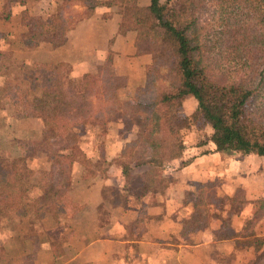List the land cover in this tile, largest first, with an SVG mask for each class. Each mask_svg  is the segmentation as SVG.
Instances as JSON below:
<instances>
[{
	"label": "trees",
	"instance_id": "trees-1",
	"mask_svg": "<svg viewBox=\"0 0 264 264\" xmlns=\"http://www.w3.org/2000/svg\"><path fill=\"white\" fill-rule=\"evenodd\" d=\"M4 1L9 8L13 4L23 5L27 0ZM59 1L45 16L29 17L23 12L21 23L27 32L20 37V45L27 50L41 43L60 46L65 34L79 20V16H72L73 5L85 11L97 6L116 7L121 16L119 31H134L135 46L144 47L150 54L143 85L136 89L142 100L118 99L115 90L125 84V79L109 74L103 66L92 74H83L81 89L77 92L66 88L64 79L68 75L58 74V66H51V78L55 82L51 90L39 87L42 93L38 95V83L34 82L28 89L20 90L24 97L30 90L35 94L28 101L30 110L22 116L41 118L50 129L47 133H57L59 140L38 146L45 149L49 167L36 173L40 194L31 198L29 210L25 200L35 172L27 167L25 158L8 163L0 157V217L13 214L17 219L29 217L39 221L50 214L62 218V200L71 185L73 166L83 167V179L98 173L104 176L109 171L84 155L80 146L83 142L80 133L84 131L90 134L103 130L124 118L128 122L134 116L141 119L134 138L124 143L119 152V158L124 160L118 164L114 161L124 180L132 176L133 169L161 166L167 152L176 158L181 151V140L171 119L175 101L181 96L195 100L201 119L212 131L210 141L215 151L264 156V121L258 117L261 110L253 106L259 97L264 102L261 93L264 90V0H207L217 8L215 24L210 29L201 21V14L206 10L205 0H164L162 3L149 0L144 8L126 0ZM8 11L1 13V20H8ZM210 54L216 61L214 66L209 64ZM223 54L224 60L245 69L238 81H223L217 69H213ZM34 75L30 74L29 78ZM263 214H255V218ZM254 221L250 219L248 224ZM252 235L242 236L252 239L241 245L248 247L252 243L259 252L264 237ZM260 257L256 256L253 264H258Z\"/></svg>",
	"mask_w": 264,
	"mask_h": 264
},
{
	"label": "crops",
	"instance_id": "crops-1",
	"mask_svg": "<svg viewBox=\"0 0 264 264\" xmlns=\"http://www.w3.org/2000/svg\"><path fill=\"white\" fill-rule=\"evenodd\" d=\"M58 4L57 0H39L10 6L12 11L8 20L0 19V57H5L6 62L0 61L1 69L4 65L15 68L23 73V80H27V74L32 72L34 66H66L68 76L65 86L70 92H77L81 89L80 77L83 74H92L97 67L107 65L116 76L124 77L125 84L121 92L131 94L143 85L144 70L150 64V54L144 47L135 46L134 31H119L121 16L116 7L97 6L84 12L58 47L41 43L33 50L24 49L19 41L27 28L22 25L21 17L23 12L29 17L34 16L26 6L35 8V13L45 16ZM147 5L148 0H139L138 6ZM74 8L77 12L83 9L79 5ZM1 80L0 76V85ZM69 81L75 82V85L71 86ZM48 82L47 88H53L52 80ZM8 109L9 117L11 109ZM13 118H9L12 122L7 127L13 131L7 133L9 138L18 127L23 128L24 131L19 133L25 136L40 133L36 125L41 122L37 119L17 118L14 115ZM114 128L116 125L111 123L100 138V143L104 142L102 149L99 142L91 139L89 141L99 147L90 145V152H87V144L81 145L87 158L94 161L98 158L97 154L102 153L107 161L120 152L128 139L114 140ZM5 130L0 131V135H4ZM99 132H91L90 138L100 135ZM222 158L223 153L214 149L182 164L178 169L180 173L173 177L175 183L168 186L162 196L152 195L150 205L142 196L137 199L125 195L108 178L95 175L83 179V167L75 164L71 170V185L65 197L68 207L64 209L62 218L42 216L37 234L28 232L30 223L27 218H21L19 228L11 224L14 228L13 231L9 230V235L0 231V248L4 257L7 256L5 261L11 264H221L220 261H224L223 264H248L254 258V247L237 245L234 240L215 241L208 235L216 232L219 224L210 228L208 224L196 229L188 227L193 207L185 195L192 192L196 182L215 180L223 183L225 179L219 176ZM237 182L245 183L239 179L226 183L233 185ZM107 187L113 189L115 195L122 194V197L116 200L115 195H112V200H115L106 210L105 222H101L100 210L105 204L103 190ZM263 194L260 189L247 193L253 199L263 197ZM249 209L250 205H246L239 216L251 215ZM262 221L261 232H258L259 227L255 228L256 237H264V214ZM238 230L236 227L235 231ZM30 241L33 245L28 250L25 243ZM227 248L230 250L226 253H230L227 259L218 255V250ZM261 249H264V243Z\"/></svg>",
	"mask_w": 264,
	"mask_h": 264
},
{
	"label": "rangeland",
	"instance_id": "rangeland-1",
	"mask_svg": "<svg viewBox=\"0 0 264 264\" xmlns=\"http://www.w3.org/2000/svg\"><path fill=\"white\" fill-rule=\"evenodd\" d=\"M1 1L2 3H0V16L3 11L5 13V11H7L8 9L10 15L12 11L10 6L8 8L6 2L4 0ZM31 1L32 0H28L26 2ZM163 1L164 0H159V2L161 3ZM126 2L129 4L138 5L139 0H126ZM205 2L206 3L204 8L206 10L201 14V21L203 22V24H206V29H210L215 24V19L217 17V8L213 4V2L207 0H205ZM74 6L75 5L71 7L74 12L72 14L73 17H81L82 14L87 11L82 9L81 12H77ZM139 7L144 8L146 6ZM26 8L32 14L34 13L33 15H37V13H35V8H29L27 6ZM15 11L18 12L19 10L16 9ZM79 17L78 19H80ZM209 59L212 60L209 61V64L211 66H214L216 61H213V55L210 54ZM0 61L2 63H6L5 57H0ZM106 66L107 65L103 67L107 69L108 73L116 76L114 71L109 70L108 66ZM1 67L2 69L0 68V76L2 77V80L0 85V131L7 129V127H10V123L12 122L11 119H14L13 115L17 118H31L22 115L25 114L28 110H30L31 105L29 104V102L30 100L32 101L33 97H35L33 95L35 94L32 90H30L24 97L21 95L22 90L28 89V86H30L32 82L38 83V95H41L42 91L40 92L39 87L43 90H51L47 88V83H49L48 81L52 80L51 83L55 84L53 78H51L53 71L51 70V68H48L46 66H34L32 68V72H28L27 80H23V73L21 71L16 70L15 68H8L6 65ZM58 67V74L63 73L66 74L65 76L68 75V68L66 66L61 65V67ZM213 69H217V71L221 74L223 81L226 82L238 81L240 79V76L245 71V69L240 68L239 65L224 60V54L222 55V58L218 61L217 68L213 67ZM33 73H35V77H33L34 79L32 77L29 78L30 74L33 75ZM45 76L48 78H46ZM66 79L67 78L64 79V84L66 83ZM69 83L71 84V86L75 85V82L69 81ZM120 90L121 87L115 90V94L118 99H126L130 97L134 100H142L141 97H139V95L136 93V89L131 94H125ZM261 93L264 97V90H262ZM261 100L262 98L259 97L257 98V100L253 101V106L261 110L260 112H262V114L258 113V117L259 119H262V121H264V102ZM8 108L11 109V112L9 113L11 115L9 117L7 112ZM35 119L41 122V124L36 125V129L39 127L40 133L38 134H26L27 136H25L24 134L19 133V131L21 130L24 131L23 128L18 127L15 129L16 133L14 135H10V138L7 133L10 134L13 133V131L8 129L3 132L4 135H0V157L8 163L15 158H25V163L27 167L35 172V176H33L31 181L32 188L28 192V196L25 200L26 202L28 201V210L31 209V198L38 197L40 194V180L37 177L36 173L38 170H47L49 167V164L47 163L46 159L45 149H40L38 146H41L42 144V146L44 147L46 141L49 143H53L59 140L57 133L56 135L54 133H47V131H50V129L44 125L43 122L45 121H42L41 118ZM125 119L126 118H124L122 121L117 120L116 122H113V124L116 125V128H114L116 131L114 140H122L127 138V141H130L134 138V134L136 133L139 125L141 124V119L135 116L130 122L126 121ZM171 122L173 127L179 131V138L181 140V151L176 158H172L171 154L167 152L163 156V164L161 165L162 167L156 165L150 170H144L143 167L133 169L131 171L132 176L126 177L124 180L121 177L119 167L115 164H118L119 162L124 160L123 158H119V153L116 156H113L112 159L107 161L105 160L102 153L97 154L98 158L94 161L99 162V164L102 165L103 169L109 168V171H107L104 176L98 173L97 175L99 176V178H108L114 183L116 187L120 188L122 193H124L125 195H131L132 197H135L137 199L138 196H142L144 201L149 205L152 203V195H154L155 197L162 196L168 186H171L173 183H175V179L173 177L177 176V173L179 172L178 169L181 168L182 164H185L187 161L192 160L196 156L205 155L208 154L210 151L214 150V145L210 141L212 131L210 127L201 119L198 109L196 107V102L191 96H181L175 101ZM106 131L107 127L103 130H100V135H93L92 138H90L92 136V133L87 134V131L80 133L83 141L82 144H87L88 146L87 152H90V145L94 146V148L99 146L101 149L103 148L104 142L100 143V138H102V135L106 133ZM95 137H97L98 140ZM89 139H91V141H97V143L99 142V146H97L95 142L89 141ZM97 152H99V149L97 150ZM221 153H223V158L221 160L222 171L219 176H221L222 179H225L223 183H219V181L215 180L212 182H196L192 187V192H187L188 194L185 195V199L191 204V207H193V215L191 221H188V224H190L188 227L191 229H196L201 225L205 226L208 224L210 225L208 226V228H210L219 224L218 226L220 227V229L218 227V233H213V237L211 233H208V235L211 236L212 240H234L237 245L242 246V243H245L246 241L252 239L250 237L242 236H246L253 233V235L251 236L253 237L256 234L255 228L259 227L258 229L260 231L258 232H261V229H263V215L259 218H255V214H263L264 202H261V199H264V196L258 197L257 199H253L249 198L247 193H252L254 190L257 189H260L262 193H264V156L259 157L253 153L243 155L231 151H225ZM102 162H106V164L103 165ZM197 166L199 165H196V167ZM143 172L145 173V175L142 174ZM191 174L195 175V173L193 172ZM245 177L247 178L245 179ZM232 179H239V181H245V183L237 182L232 183L233 185H231L230 183H226L227 181H231ZM122 181L123 184H121ZM241 187H244L245 190H243V188ZM112 195H115V191L113 189L108 187L104 188L103 197L105 198V204L103 205V207H101L100 210L101 222H105V215L107 212L106 210H108L113 204L111 202H114L115 199L119 200V198L122 197V194H117L115 195V199L112 200ZM65 197L66 195L62 200V205L64 209L68 207L67 198ZM246 205H250L249 211L251 215L248 214L244 217L239 216V214L243 212V208ZM44 216L52 217L53 215L46 214ZM24 218H27L28 222L30 223L29 228L27 227V229L29 230L28 232H30V234H37L40 229V227L38 226L39 221L32 220L29 217ZM54 219L57 218L54 217ZM250 219L256 221L252 222L249 225L248 221ZM20 220L21 219H17V217H15L13 214H6L1 216L0 231H3L4 234L9 235V230L11 229V231H13V225L19 228L18 223H20ZM57 223H59L58 220ZM236 227L239 229L237 232L235 231ZM31 245H33L31 241L27 242L25 243V248L29 250ZM248 246L254 247L252 243ZM229 251V248L224 249L222 251L218 250V255H223L224 258L227 259L230 253H226ZM3 254V252L0 253V264H11L5 261L7 256L5 255V258ZM213 255H215V253ZM253 255L254 258L249 261L248 264H253L256 259V256L258 255H261L258 264H264V249H261L259 252H257L256 250L253 251ZM220 262L221 264H223L224 261Z\"/></svg>",
	"mask_w": 264,
	"mask_h": 264
}]
</instances>
